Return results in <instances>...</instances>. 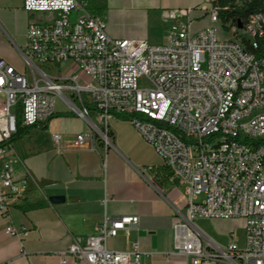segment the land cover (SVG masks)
I'll return each mask as SVG.
<instances>
[{
	"label": "built area",
	"instance_id": "2783aa9c",
	"mask_svg": "<svg viewBox=\"0 0 264 264\" xmlns=\"http://www.w3.org/2000/svg\"><path fill=\"white\" fill-rule=\"evenodd\" d=\"M200 9L210 27L192 31V10L168 11L175 25L161 46L115 40L106 24L79 0H23L29 14H50L31 24L19 50L25 69L0 58V216L5 233L24 238L14 225L12 202L27 179L10 159L22 125H46L57 103L84 119L89 131L51 135L57 154L98 153L112 146L111 121L127 120L150 144L187 194V214L174 225L172 254L188 264H264V12L239 28L223 25L214 0ZM218 26V27H217ZM149 167L143 170L152 171ZM244 222V246L205 244L198 220ZM139 217L104 216L98 233L73 243L61 264H141L138 245L115 252L109 240L137 228Z\"/></svg>",
	"mask_w": 264,
	"mask_h": 264
},
{
	"label": "crops",
	"instance_id": "0c3cea01",
	"mask_svg": "<svg viewBox=\"0 0 264 264\" xmlns=\"http://www.w3.org/2000/svg\"><path fill=\"white\" fill-rule=\"evenodd\" d=\"M79 1L104 21L112 39L147 41L153 46L169 40L175 24L168 19V11L192 10V31L197 32L200 29L196 23L205 16L200 6L206 3V0ZM52 17L25 12L23 0H0V58L17 71H24L15 55L26 45L28 27ZM66 113L69 111L58 102L48 124L35 127L26 138L14 143L15 156L10 163L16 177L27 179L28 186L24 196L12 202L10 217L27 235L8 236L7 221L0 216V264H61V254L71 244H84L98 233L104 216L140 219L137 228L109 240V250L127 252L138 245L143 253L149 254L141 264H188L184 256L171 255L174 225L187 214L186 189L163 167L154 148L127 120L114 118L110 125L113 142L107 150L100 145L98 153L59 155L51 135L70 138L90 129L84 119ZM149 167L153 170L143 171ZM52 197H63L64 202L52 204ZM229 221L198 220L203 225L218 226ZM196 223L205 244L226 247L237 242L244 246L241 240H230L227 235L232 234L230 229L206 232Z\"/></svg>",
	"mask_w": 264,
	"mask_h": 264
},
{
	"label": "trees",
	"instance_id": "16d2710c",
	"mask_svg": "<svg viewBox=\"0 0 264 264\" xmlns=\"http://www.w3.org/2000/svg\"><path fill=\"white\" fill-rule=\"evenodd\" d=\"M214 4L219 9L220 20L223 25L231 24L244 26L258 12H264V0H214ZM264 54V47L258 52ZM64 115H75L71 112ZM53 118L50 119V121ZM49 121V122H50ZM35 128V127H34ZM34 128H28L22 125L21 111L18 110L17 132L12 137L11 143H16L26 138ZM47 129V127H46ZM33 206L31 208H37Z\"/></svg>",
	"mask_w": 264,
	"mask_h": 264
},
{
	"label": "rangeland",
	"instance_id": "374dc122",
	"mask_svg": "<svg viewBox=\"0 0 264 264\" xmlns=\"http://www.w3.org/2000/svg\"><path fill=\"white\" fill-rule=\"evenodd\" d=\"M46 16H49V15H46ZM40 17H42V16H40ZM196 26L199 27L198 29H200V30H202V28L206 29V28L210 27V22H209L208 16L205 15L203 17V19L197 21ZM204 27H206V28H204ZM15 58L18 62L19 67L25 68L24 61H23V58L21 57L20 53H17V55H15ZM242 223L243 222L239 219H232L229 222H222L221 225H219V226L217 224H214V223H208L206 225H203L201 222H198V221L196 224H197V226L199 224H201L202 229L205 230L206 232H214V231H217L219 228L230 229L232 231V234L227 233L230 240H241L242 242H244L245 234H244V229L242 228ZM235 244L239 248H242V246H243V245L240 246V244H238L237 242Z\"/></svg>",
	"mask_w": 264,
	"mask_h": 264
},
{
	"label": "water",
	"instance_id": "95a60500",
	"mask_svg": "<svg viewBox=\"0 0 264 264\" xmlns=\"http://www.w3.org/2000/svg\"><path fill=\"white\" fill-rule=\"evenodd\" d=\"M239 28H242L241 24H239ZM50 202L52 204H60L64 202V198L63 197H52L50 198Z\"/></svg>",
	"mask_w": 264,
	"mask_h": 264
}]
</instances>
